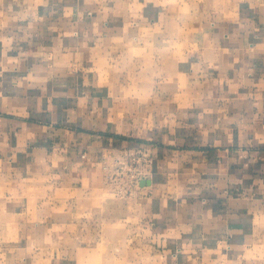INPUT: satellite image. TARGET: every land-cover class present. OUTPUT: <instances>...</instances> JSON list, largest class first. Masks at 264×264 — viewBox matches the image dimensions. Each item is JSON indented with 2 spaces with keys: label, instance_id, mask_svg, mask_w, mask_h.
<instances>
[{
  "label": "crops",
  "instance_id": "obj_1",
  "mask_svg": "<svg viewBox=\"0 0 264 264\" xmlns=\"http://www.w3.org/2000/svg\"><path fill=\"white\" fill-rule=\"evenodd\" d=\"M246 1L0 0V264H247L264 241V1ZM132 34L151 64L108 70ZM144 144L137 221L90 230L113 220L103 152Z\"/></svg>",
  "mask_w": 264,
  "mask_h": 264
},
{
  "label": "rangeland",
  "instance_id": "obj_2",
  "mask_svg": "<svg viewBox=\"0 0 264 264\" xmlns=\"http://www.w3.org/2000/svg\"><path fill=\"white\" fill-rule=\"evenodd\" d=\"M254 1V0H250ZM255 1H264V0H255ZM247 2L246 0H237L239 8H241L242 4ZM217 5H220V2H217ZM130 44L126 47L121 48H111L109 55V60L112 65L108 70H112L117 73H121V69L127 68L129 74L130 72H137L138 69L144 70L146 66L151 64V55H152V47L146 48L142 47L140 44H137L135 40H137L136 34H132L129 36ZM133 42V43H132ZM120 43H123L122 41ZM141 46V47H140ZM174 49L178 50L179 47L175 46ZM108 54V53H107ZM106 55V54H105ZM105 58H108L104 56ZM134 79V78H133ZM137 79V78H136ZM135 79V84H136ZM146 79H141V81ZM132 82V80L130 81ZM152 145H138L131 147H112L107 151L103 152L100 167L102 169V177L105 180V184L111 187L112 191H107L106 193L102 192V202H109L108 205L111 206L113 210L112 214V223L109 225L100 224V222L96 223V220L89 221L90 230L92 228L97 227V230L104 228V236L111 239H116L121 237V233L127 229L126 225H124L123 218H126L125 223H129L132 225L137 221L136 208L134 207V199L140 193V189L142 188L141 181L146 180L150 177L152 171ZM142 154L141 156H138ZM119 159H127L129 163H131L136 168L135 170L142 176L137 179V183L131 186L130 179V171H125L120 176L117 174L114 168H116V164ZM149 163V164H148ZM151 163V169L149 171L145 170L144 164L149 165ZM126 169V168H125ZM145 176L143 177V174ZM137 185L139 188H137ZM131 188V190L124 189ZM109 200V201H106ZM124 208V209H123ZM123 209V212H121ZM128 225V226H129ZM89 231V229L87 228ZM87 231V238L84 239V242H92L94 247H101L104 243L105 237L103 238L99 233L95 235H91L90 232ZM89 233V234H88ZM107 234V235H106ZM97 238V239H94ZM246 253L245 258L248 259L247 264H264V241L255 243L253 245L252 251H248ZM91 261L94 263L98 261L97 256H93Z\"/></svg>",
  "mask_w": 264,
  "mask_h": 264
},
{
  "label": "built area",
  "instance_id": "obj_3",
  "mask_svg": "<svg viewBox=\"0 0 264 264\" xmlns=\"http://www.w3.org/2000/svg\"><path fill=\"white\" fill-rule=\"evenodd\" d=\"M142 154H139L138 156H141ZM149 164V163H148ZM148 164H144L145 170L149 171L151 169V163L148 168ZM116 168L115 171H117V174L120 176L125 171H130V179H131V186L135 185L137 183V179L141 178L142 176L135 170L136 168L132 167L133 165L127 161V159H119L118 163L115 165ZM126 168V169H125ZM145 176V173L143 174V177ZM137 188L139 186L137 185ZM127 190H131V188L124 189L126 192Z\"/></svg>",
  "mask_w": 264,
  "mask_h": 264
},
{
  "label": "water",
  "instance_id": "obj_4",
  "mask_svg": "<svg viewBox=\"0 0 264 264\" xmlns=\"http://www.w3.org/2000/svg\"><path fill=\"white\" fill-rule=\"evenodd\" d=\"M145 181H146V183H148V182H149L148 180H142V181H141V184H144V183H145Z\"/></svg>",
  "mask_w": 264,
  "mask_h": 264
}]
</instances>
